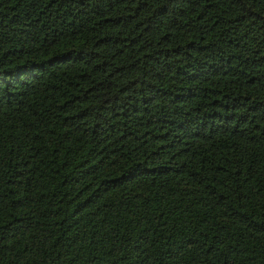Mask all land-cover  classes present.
Segmentation results:
<instances>
[{
  "label": "trees",
  "instance_id": "trees-1",
  "mask_svg": "<svg viewBox=\"0 0 264 264\" xmlns=\"http://www.w3.org/2000/svg\"><path fill=\"white\" fill-rule=\"evenodd\" d=\"M0 264H264V0H0Z\"/></svg>",
  "mask_w": 264,
  "mask_h": 264
}]
</instances>
